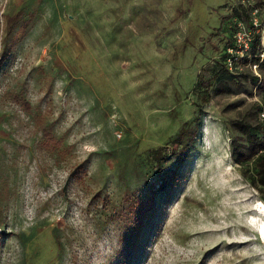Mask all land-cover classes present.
Masks as SVG:
<instances>
[{"label": "rangeland", "instance_id": "1", "mask_svg": "<svg viewBox=\"0 0 264 264\" xmlns=\"http://www.w3.org/2000/svg\"><path fill=\"white\" fill-rule=\"evenodd\" d=\"M238 4L264 25V0H0V57L16 41L0 77V264H264V197L229 130L263 95L204 106L196 147L132 233V202L174 167L151 151L196 118Z\"/></svg>", "mask_w": 264, "mask_h": 264}, {"label": "trees", "instance_id": "2", "mask_svg": "<svg viewBox=\"0 0 264 264\" xmlns=\"http://www.w3.org/2000/svg\"><path fill=\"white\" fill-rule=\"evenodd\" d=\"M252 17L251 12L242 4H238L232 9L229 18L237 22L236 25L239 23L246 24L247 28L252 31L253 38L250 49L244 56L231 55L229 50L236 49L235 35L233 39L228 41L225 55L211 67L214 75L209 79L200 77L198 80L197 89L201 90V93L199 102L196 103L198 109L196 118L192 122H186L183 125L177 137L173 140L171 149L161 146L151 151V158L156 166L161 167L172 160L174 167L163 173L157 185L151 186V193L146 199L135 198L132 202L135 213L133 234L139 236L147 223L156 214L160 191L175 184L178 171L189 158L191 150L196 147L199 129L202 125L201 114L204 106L218 96L236 95L243 92L250 96L255 94L264 96V25H262L261 31H257L253 26ZM18 21L16 18H9L8 37L12 36L13 24ZM15 42L10 46L6 45L2 51L0 77L15 48ZM230 59L234 62V70L232 71L227 64ZM254 65L258 66L260 76L253 73H240L242 68ZM248 81L251 84V90L245 84ZM263 109L264 107L252 113V118L232 120L229 130L231 132V157L234 163L244 169L243 176L264 197V121L260 120V112ZM49 142L56 144L53 139H49Z\"/></svg>", "mask_w": 264, "mask_h": 264}, {"label": "built area", "instance_id": "3", "mask_svg": "<svg viewBox=\"0 0 264 264\" xmlns=\"http://www.w3.org/2000/svg\"><path fill=\"white\" fill-rule=\"evenodd\" d=\"M257 10L256 13L257 14ZM252 22H253V26L256 28L257 31H261V27L258 23H257V19L256 18H252ZM264 29V28H263ZM252 31H250L246 24L244 23H239L238 24V29L235 33V37H234V41H235V46L237 51L230 49L229 53L231 55H238V56H244L247 51L250 49L251 43H252ZM236 60V59H235ZM227 64L229 66V69L232 71L234 70V62L232 59L227 61ZM254 67L255 70L258 71V66L254 65L252 66ZM258 76H260L259 74H257ZM260 120L264 121V109L260 112Z\"/></svg>", "mask_w": 264, "mask_h": 264}, {"label": "bare ground", "instance_id": "4", "mask_svg": "<svg viewBox=\"0 0 264 264\" xmlns=\"http://www.w3.org/2000/svg\"><path fill=\"white\" fill-rule=\"evenodd\" d=\"M258 209L260 210V215L261 214H263V205L260 203L259 205H258ZM258 220L256 219V218H252V224H256V222H257ZM258 222H260V220L258 221ZM258 224V223H257ZM259 227H260V229H261V232H262V239L264 240V223H260L259 224Z\"/></svg>", "mask_w": 264, "mask_h": 264}]
</instances>
